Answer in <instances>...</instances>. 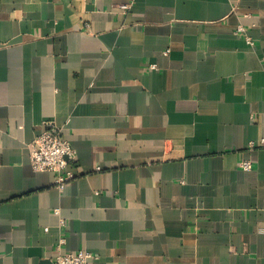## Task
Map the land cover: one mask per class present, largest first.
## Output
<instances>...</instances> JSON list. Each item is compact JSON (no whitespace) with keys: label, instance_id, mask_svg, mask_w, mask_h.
<instances>
[{"label":"crops","instance_id":"crops-1","mask_svg":"<svg viewBox=\"0 0 264 264\" xmlns=\"http://www.w3.org/2000/svg\"><path fill=\"white\" fill-rule=\"evenodd\" d=\"M47 121L63 189L30 165ZM60 239L89 264H264V0H0V264Z\"/></svg>","mask_w":264,"mask_h":264},{"label":"built area","instance_id":"built-area-1","mask_svg":"<svg viewBox=\"0 0 264 264\" xmlns=\"http://www.w3.org/2000/svg\"><path fill=\"white\" fill-rule=\"evenodd\" d=\"M130 5H122L125 10ZM237 34H243L247 44L253 46L254 40L246 36L244 29L238 26ZM253 145L249 146L251 150ZM30 165L35 172H51L55 174V185L63 189L65 183L72 179L73 173L68 167L73 164L76 153L68 140L63 136L62 129L54 121L44 123L43 131L28 145ZM241 169L248 171L252 169V161L242 160ZM58 213V211H55ZM64 239H60L55 246V255L52 264H89L94 257L87 251L65 252L63 251Z\"/></svg>","mask_w":264,"mask_h":264}]
</instances>
